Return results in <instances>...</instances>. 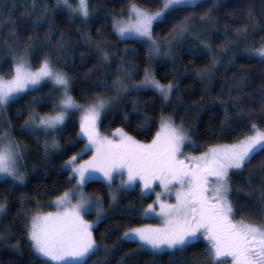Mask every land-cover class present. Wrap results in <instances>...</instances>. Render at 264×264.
I'll return each instance as SVG.
<instances>
[{
	"label": "snow or ice",
	"instance_id": "snow-or-ice-1",
	"mask_svg": "<svg viewBox=\"0 0 264 264\" xmlns=\"http://www.w3.org/2000/svg\"><path fill=\"white\" fill-rule=\"evenodd\" d=\"M146 2L150 3L153 0ZM154 2L158 4L155 10L143 7L138 0H129L126 13L119 16L104 14L105 17L111 16V31L119 41L127 42L131 39L147 46L149 60L153 54L158 56L163 51L156 38V30L159 28L163 31L169 24L173 25L169 31L171 39H165L168 46V52L165 54L170 55L172 46L190 30L193 18L185 13H194L198 7L203 6L198 4L197 0ZM216 7L218 2L213 3L201 19L210 21V13ZM60 9L67 10L69 17L79 18L85 24L94 13L91 0H75V3L72 0H55V4L51 6L53 15ZM14 10L11 9L6 17H0L3 21L0 23V29L9 28V37L7 39L0 37V44L7 47L13 72L11 79L0 77V113L16 103L22 95L39 92L42 85L50 83L48 96H34L31 103L44 104L51 98L52 93L59 92L61 94L59 103L53 101L52 104L55 114L41 116L32 110L22 127V132L36 136L37 140H39L37 132H42L44 136L52 135L51 143L46 141L44 145V155L47 157L49 149H60L56 134L63 130L69 115L82 112L77 141L86 140L84 147L61 166L62 170L68 173L71 187L50 202L49 206L54 205L56 211L42 212L41 209L45 205L37 200L35 214L25 221L28 242L35 253L33 264H89V261L97 256L102 259L95 260L92 264H111V259L127 243H135L136 249L121 256L118 264H140L143 255L152 256L155 264V258L165 254L170 257L169 264H185L177 257H183L201 238L205 242L203 255L209 264H264V181L261 182L259 195L256 197L260 207L245 202L238 209L239 198L237 197L235 201L232 198L234 176L243 180V187L249 189L247 194L252 196V173L250 172L247 178L243 177V173L258 157L261 158L259 167L264 170V129L252 122L249 127L251 134L231 144L208 147L207 151L199 156L184 154V148L192 146L194 141L183 121L177 125L171 116L165 117L163 114L160 117L159 130L150 143L139 142L123 128H116L111 137L102 136L99 131L102 117L121 95L153 90L167 102L177 85L173 82L166 85L160 83L148 68L144 69L143 79L139 83H134L136 68L125 64L122 59L117 65L119 75L112 83L117 95L108 97L98 95L86 101L85 107L84 104L77 103L71 94V77L58 67V58L54 59L51 54L45 53L39 58V67L35 71L31 69L32 48L35 39L39 37L35 39L29 37L23 49L14 46L21 43L16 29L17 22L12 18ZM49 10L47 0L42 6L37 0H32L24 13L21 26L37 29L47 24L49 26L47 41L50 43ZM96 15L99 18L98 12ZM248 15L249 24L240 31L247 32L250 27L257 26L258 21L254 12L249 10ZM28 21H31L30 25ZM97 31L99 33L101 29ZM9 40L12 43H9ZM64 46L59 45L61 49ZM203 46L210 51V45L204 43ZM100 51L102 61L108 63L109 52L104 49ZM128 51L127 48L123 49L125 55ZM245 51L249 58L264 63V42L258 47L246 48ZM212 62L213 66L217 63L215 56H212ZM198 75L201 78L210 77L214 72L208 70ZM246 87V84H242L238 91L242 92ZM235 99L241 101L238 95ZM136 104L137 101H133V111H139ZM224 111L225 118L221 122V131L226 135H232L236 128L228 115V108L225 107ZM260 112L262 115L257 119L264 124V103ZM124 119L128 120L127 114L124 115ZM149 119L145 118L146 123ZM88 152H92L91 158L80 163L81 157ZM22 159V146L12 140L9 131L0 133V182L9 190H15L18 185L26 183L20 164ZM98 179H102L107 185L109 207L118 203L119 193L134 192L137 187L140 189L141 199L155 192V200L148 204L140 216L152 218L154 214L160 223L142 227L129 226L117 237L116 244L112 247L107 245L102 247L97 243L94 231L101 223H106L112 217L105 212L104 201L99 195L85 191L90 182ZM72 181L75 183L72 184ZM157 186L160 188L158 192ZM172 199L174 203L170 202ZM27 207L22 197L21 209ZM157 207L159 211L156 210ZM6 211V202H0V216ZM135 211V207L129 205L120 215L133 219L132 214ZM238 212H247L250 217L258 216L259 223L245 218L237 220ZM93 214L96 217L94 221L85 220V216ZM25 216H28L27 211ZM107 234L101 233V239H105ZM4 239L5 235L0 233V241ZM13 247L18 248V245Z\"/></svg>",
	"mask_w": 264,
	"mask_h": 264
},
{
	"label": "trees",
	"instance_id": "trees-1",
	"mask_svg": "<svg viewBox=\"0 0 264 264\" xmlns=\"http://www.w3.org/2000/svg\"><path fill=\"white\" fill-rule=\"evenodd\" d=\"M31 2L32 0H0V17H6L11 9H15L12 18L17 22L16 29L21 43L14 46L23 49L29 37L34 39L39 37L35 39L32 48L31 63L34 66L39 65V58L45 53L51 54L54 59L58 58V67L71 77V94L77 102L85 103L98 95L113 94L112 83L119 75L117 65L122 59L125 64L136 68L133 82L141 81L144 69L148 68L160 83L166 85L173 82L177 85L167 102L153 90L123 96L118 105L102 117L99 127L103 132L108 133L113 129L123 128L139 142H148L156 133L163 114L165 117L171 116L177 125L183 121L194 141V144L187 148L191 152L199 153L211 145L233 143L249 135L252 122L264 129V124L257 119L262 115L260 108L264 103V63L249 58L245 51L246 48L258 47L264 42L262 0H197V3L203 6L198 7L194 13H185L192 16V24L189 32L175 46V57L172 61L159 60L153 56L149 60L147 46L131 39L121 42L111 31V16L105 17L104 14L119 16L126 13L129 0H91L94 13L87 24L82 23L79 18L69 17L67 10L64 9L58 10L53 15L51 6L55 4V0H47L50 5L48 17L51 21L50 43L47 41L49 34L47 24L37 29L21 26L24 13ZM72 2L74 3L75 0ZM138 2L151 10L158 7L154 0L150 3L146 0H138ZM216 2L218 7L210 13L211 20H202L201 17ZM37 3L42 6L45 0H37ZM249 10L254 12L258 24L255 28L250 27L247 32L240 31L249 24ZM2 22L0 20V23ZM28 24L30 25L31 21H28ZM172 27L173 25L169 24L163 31L158 28L157 40L168 39ZM98 29H101L99 33ZM0 37L5 39L9 37L8 27L0 29ZM9 43L12 41L9 40ZM204 43L210 45V51L204 48ZM61 44L65 45L63 49L59 47ZM99 48L109 52L108 66L101 64L97 59L95 53ZM125 48L129 50L127 55L123 52ZM192 52L196 54H190ZM212 56L217 58L214 66ZM11 68V57L7 47L0 44V76L4 78L11 76ZM208 70L214 72V75L204 78L198 75ZM242 84H246L247 87L241 92L238 89ZM50 87V83H45L39 92L22 95L16 103L0 113V121L3 118L10 126L14 141L25 146L33 155L32 164L27 168L29 176L24 185L9 190L0 182V202L7 204V211L0 218L1 229H4L0 233L6 237L0 241V264H33L35 253L28 242L25 221L35 214L37 200L45 205L41 209L42 212L55 208L54 205L49 206L50 202L71 187L68 173L61 168L62 163L68 156L79 152L85 144V140L77 141L79 125L73 114L69 115L63 130L56 134L61 150L55 153L48 152L47 157L44 155V144L50 135L44 136L42 132H37L36 135L39 137L37 140L36 136L22 132V127L29 119L32 110L39 115L54 113L52 104L53 101L59 103L61 95L59 92L52 93L51 98L44 104L31 103L34 96H48ZM229 93L232 95L230 96ZM237 95L240 96L241 101L235 99ZM133 101H137L136 107L139 111H133ZM225 107L228 108V115L236 128L232 135H226L221 131ZM125 114L128 120L124 119ZM146 117L150 118L147 123ZM260 159L258 157L243 173L244 178L252 173L251 197L247 194L250 190L243 187V180L236 176L232 178V198L234 201L239 198L238 209L245 202L248 205H256L257 208L261 206L256 199L261 182L264 181V170L259 167ZM74 183L75 181H72V184ZM85 191L99 195L104 201L106 213L112 217L106 223H101L94 231L97 243L102 247L104 245L112 247L116 244L117 237L129 226L137 227L147 222L140 213L152 198L145 196L141 199L137 188L134 192L119 193L118 203L112 207H109L110 196L104 182L92 181L86 186ZM22 197L28 206L23 210ZM129 205H133L136 209L132 214L133 219L120 215ZM25 211L28 212V216H25ZM236 218L251 219L252 222L259 223L258 216L250 217L247 212H238ZM117 225L119 227H116ZM104 232L108 234L105 239H101L100 234ZM13 245H18V248H14ZM204 248L205 244L200 240L183 257L178 256L177 259L184 261L185 264H209L208 259L203 255ZM135 249V243L124 244L111 259V264H118L121 256L134 252ZM98 259L102 257H93L89 264ZM153 260L152 256L143 255L140 264H153ZM169 260L170 257L165 254L155 258V264H169Z\"/></svg>",
	"mask_w": 264,
	"mask_h": 264
},
{
	"label": "rangeland",
	"instance_id": "rangeland-1",
	"mask_svg": "<svg viewBox=\"0 0 264 264\" xmlns=\"http://www.w3.org/2000/svg\"><path fill=\"white\" fill-rule=\"evenodd\" d=\"M75 3V2H74ZM155 10V9H154ZM168 39H171V37H169ZM181 40V39H180ZM179 40V41H180ZM179 41H177L173 46H172V48H171V54L170 55H166L165 53H167L168 52V46H167V44L165 43V40L164 41H158V42H160V44H161V46H162V49H163V51L161 52V54L160 55H155V54H153V57L154 58H156V59H159V60H168V61H172L173 59H174V57H175V54H174V52H175V46L178 44V42ZM32 54V53H31ZM96 57H97V59L99 60V62L101 63V64H105L106 66H108L109 65V62L108 63H104L103 61H102V53H101V51H100V48H99V50H96ZM39 67V65H37V66H34L32 63H31V69L33 70V71H35L37 68ZM12 75H13V72H12ZM12 75L11 76H9V77H6V78H4V79H11V77H12ZM0 77H2V76H0ZM140 82V81H139ZM139 82H134V83H139ZM117 95V93H116V91H115V89H114V93L113 94H111V95H108V96H116ZM108 96H105V97H108ZM122 97H123V95H121V97H120V99L119 100H117V101H115L110 107H109V109L104 113V115H103V117L105 116V114L106 113H108L110 110H112L114 107H116V105H118V103L121 101V99H122ZM77 102V101H76ZM77 103H80V104H84L85 105V107H87V104L86 103H81V102H77ZM55 113H51V115H54ZM45 115H50V114H41V116H45ZM71 115V114H70ZM73 115H75V117H76V119H77V121H78V125H79V131H80V118H81V116L83 115V113L82 112H75ZM99 126H100V124H99ZM159 130V126H158V129L156 130V132ZM4 131H9L10 132V135H11V131H10V126L9 125H7L6 124V122L4 121V119L2 118V121H0V133H3ZM99 131H100V134L102 135V136H107V137H111V134L115 131V129H113L111 132H108V133H106V132H103L101 129H100V127H99ZM251 134V133H250ZM154 136H155V134H154ZM153 136V137H154ZM152 137V138H153ZM11 138H12V136H11ZM57 138V137H56ZM52 139H53V136L52 135H50V137H48V139H47V142L48 143H51V141H52ZM12 140L14 141V139L12 138ZM151 140L152 139H150V141H148V142H141V143H150L151 142ZM15 142V141H14ZM236 142V141H235ZM17 143V142H16ZM85 143H86V140H85ZM234 143V142H233ZM224 144H231V143H222V144H216V145H224ZM21 145V144H20ZM45 145V144H44ZM22 146V149H23V159L20 161V164H21V166H22V168H23V172H24V175H25V179L27 180V176H29V174L27 173V168L28 167H30L31 166V164H32V157H33V155L27 150V148L25 147V146H23V145H21ZM211 146H215V145H211ZM211 146H209V147H211ZM208 149V148H207ZM207 149L206 150H204V151H202V152H199V153H196V152H191V151H189L188 150V148L187 147H185L184 148V154L185 155H188V156H199V155H201L203 152H205V151H207ZM61 150V147H60V149L59 150H52V149H49V152L50 153H55V152H59ZM74 154H76V153H74ZM74 154H72V155H74ZM72 155H70V156H72ZM70 156H68L64 161H66ZM91 156H92V152H88L87 154H84L82 157H81V159H80V163H82L84 160H88V159H90L91 158ZM64 161H63V163H64ZM62 163V164H63ZM97 181H102V179H98ZM103 182V181H102ZM118 182V181H117ZM113 187L115 188V184L113 185ZM137 189H138V191L140 192V189H139V187H137ZM69 190V189H68ZM67 191V190H66ZM156 191L158 192V191H160V188L157 186L156 187ZM65 192V191H64ZM63 194V193H62ZM61 194V195H62ZM151 201H150V203L149 204H151V203H153V201L155 200V192H153V193H151ZM56 199V198H55ZM54 199V200H55ZM170 202H172V203H174L175 201H174V199H172ZM73 203H75V201H73ZM148 206V205H147ZM147 206L145 207V208H147ZM103 208H104V206H103ZM144 208V209H145ZM143 209V210H144ZM105 210V209H104ZM157 211H159V209H158V207H157V209H156ZM56 211V207L53 209V210H50V211H46V212H55ZM45 212V213H46ZM105 212H107L106 210H105ZM143 212V211H142ZM2 216H0V218H1ZM96 219V217H95V215L93 214V215H87V216H85V220H87V221H89V222H92V221H94ZM237 220H239V218H236ZM146 220H147V222L146 223H144V224H142L141 226H137V227H142V226H144V225H148V224H152V225H158L159 223H160V220H159V218L158 217H156L154 214L152 215V218H146ZM1 224H2V221H0V231H2V230H4V229H1ZM201 241L205 244V242L203 241V239L201 238Z\"/></svg>",
	"mask_w": 264,
	"mask_h": 264
}]
</instances>
